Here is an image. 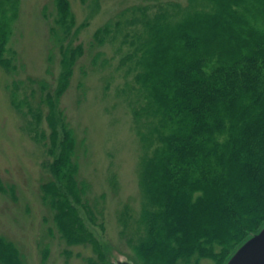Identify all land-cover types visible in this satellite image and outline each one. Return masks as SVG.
Listing matches in <instances>:
<instances>
[{
  "label": "trees",
  "instance_id": "trees-1",
  "mask_svg": "<svg viewBox=\"0 0 264 264\" xmlns=\"http://www.w3.org/2000/svg\"><path fill=\"white\" fill-rule=\"evenodd\" d=\"M69 6L57 2L56 23L64 32ZM117 17L95 39L102 46L123 38L121 46H130L123 60L135 63L146 101L137 114L148 118L155 136L152 146L142 137L152 152L132 246L137 262L226 264L264 227V0H146ZM83 52L79 45L65 56L59 96ZM50 126L48 142L38 136L54 157L47 164L51 178L41 185L43 202L69 247L91 244L102 259L76 208L94 220L74 132L63 120L59 138L55 118ZM0 264H25L5 239Z\"/></svg>",
  "mask_w": 264,
  "mask_h": 264
},
{
  "label": "rangeland",
  "instance_id": "rangeland-1",
  "mask_svg": "<svg viewBox=\"0 0 264 264\" xmlns=\"http://www.w3.org/2000/svg\"><path fill=\"white\" fill-rule=\"evenodd\" d=\"M67 1L64 32L56 23L58 0H0V37L8 32L0 54V240L13 243L25 264H138L132 246L152 152L142 137L152 146L155 136L148 118L137 114L146 101L135 63L123 60L130 46H121L123 38L100 46L95 33L146 0ZM79 45L83 55L59 96L65 56ZM53 118L59 138L63 120L74 132L79 179L89 185L94 220L76 208L102 259L91 244L69 247L43 202L41 185L51 178L47 164L54 157L38 136L47 140Z\"/></svg>",
  "mask_w": 264,
  "mask_h": 264
},
{
  "label": "water",
  "instance_id": "water-1",
  "mask_svg": "<svg viewBox=\"0 0 264 264\" xmlns=\"http://www.w3.org/2000/svg\"><path fill=\"white\" fill-rule=\"evenodd\" d=\"M116 264H133L119 260ZM226 264H264V227L243 243Z\"/></svg>",
  "mask_w": 264,
  "mask_h": 264
}]
</instances>
